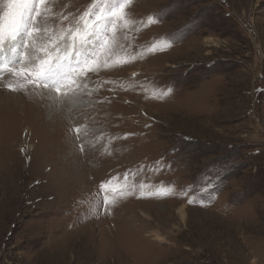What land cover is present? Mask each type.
<instances>
[{"label": "rangeland", "instance_id": "374dc122", "mask_svg": "<svg viewBox=\"0 0 264 264\" xmlns=\"http://www.w3.org/2000/svg\"><path fill=\"white\" fill-rule=\"evenodd\" d=\"M239 1L236 16L225 0H132L134 23L117 31L129 62L89 73L72 99L8 90L23 80L3 68L5 54L0 264H264V0ZM93 3L49 0L47 26H75ZM192 21L214 63L155 71L173 53L165 48L191 37L167 35ZM211 74L221 79L218 122L153 113L151 98L205 101L197 92ZM105 182L118 191L102 192Z\"/></svg>", "mask_w": 264, "mask_h": 264}, {"label": "snow or ice", "instance_id": "6c2138e0", "mask_svg": "<svg viewBox=\"0 0 264 264\" xmlns=\"http://www.w3.org/2000/svg\"><path fill=\"white\" fill-rule=\"evenodd\" d=\"M48 3L49 0H7V10L0 15V60L11 51L12 57L5 61L3 68L23 80V83H7L8 90L16 92L32 85L34 89L55 93L53 99H72L79 94L78 90L88 87L89 73L97 74L129 62L117 53L123 47L118 42L117 31L118 27L127 29L134 23L128 13L132 0H94L76 25L67 28L47 26L46 13L51 11ZM154 22L158 20L150 17L148 24ZM3 75L0 71V79ZM74 131L79 134L80 128ZM101 191L118 189L110 188V182H105L101 184ZM131 194L134 193L120 191L121 196ZM160 194L159 191L149 193ZM110 203L114 204L115 199L105 194L104 204Z\"/></svg>", "mask_w": 264, "mask_h": 264}, {"label": "crops", "instance_id": "0c3cea01", "mask_svg": "<svg viewBox=\"0 0 264 264\" xmlns=\"http://www.w3.org/2000/svg\"><path fill=\"white\" fill-rule=\"evenodd\" d=\"M239 0H225V3L227 6L229 5V9L236 14L237 11L243 10L242 14H245L244 9H238L234 7L233 4H236ZM246 1V0H245ZM240 2V1H239ZM242 2V1H241ZM244 3V2H242ZM249 3V1H248ZM231 12V13H232ZM233 14V15H235ZM230 15V14H229ZM239 15V14H238ZM182 15H178L177 17H181ZM171 22H166V25H163V27H170ZM196 34L191 36L186 42H184L182 45L174 47V48H165L166 52H173L170 55L165 56V61L162 66V64L158 63L154 69L157 71L158 69L164 68V72H167L169 75L173 73L174 71H177L181 69L184 66L193 64H212L213 61H207V57L210 58V56L214 55L213 44L207 45L205 48V37H203L202 33ZM212 48V49H211ZM217 51V50H216ZM229 51V50H228ZM166 53V54H167ZM154 65V63H153ZM241 68L243 67L242 62L240 64ZM258 66V65H255ZM254 76V74H253ZM220 78L217 74H211L210 78L206 79L203 85L199 88L198 94H205L207 96V99L205 101H201L199 103H196V105H187L183 106V102H179L180 106H176L177 99L178 98H170V100L165 97L164 101H156L154 98H151L149 101V104H151L154 108H156L157 112H153L155 115L160 116L163 115L164 119H168V114H181L184 118L195 119L200 116H203V114L206 115V117H211L216 122L220 119V109L221 106L219 98V92L222 90L220 86ZM183 101V99H182ZM174 102V103H173ZM229 115V111L225 114V116ZM166 122V120H164ZM208 121V119H207ZM164 122V124H165ZM167 123V122H166ZM209 123H211L209 121Z\"/></svg>", "mask_w": 264, "mask_h": 264}, {"label": "trees", "instance_id": "16d2710c", "mask_svg": "<svg viewBox=\"0 0 264 264\" xmlns=\"http://www.w3.org/2000/svg\"><path fill=\"white\" fill-rule=\"evenodd\" d=\"M168 10H166V13ZM166 19V17H165ZM164 18H161L160 20H165ZM201 29V24L199 23H194V21H192V23H190L188 26H183L181 27L178 31V35L177 34H171V35H167L166 39L167 41H170V43L172 44H181L184 41L187 40L188 37L196 34L197 32H199V30Z\"/></svg>", "mask_w": 264, "mask_h": 264}, {"label": "built area", "instance_id": "2783aa9c", "mask_svg": "<svg viewBox=\"0 0 264 264\" xmlns=\"http://www.w3.org/2000/svg\"><path fill=\"white\" fill-rule=\"evenodd\" d=\"M126 100H128V99H126ZM135 104V103H134ZM136 105V104H135ZM143 110V109H142ZM141 109H140V111H142Z\"/></svg>", "mask_w": 264, "mask_h": 264}, {"label": "bare ground", "instance_id": "6f19581e", "mask_svg": "<svg viewBox=\"0 0 264 264\" xmlns=\"http://www.w3.org/2000/svg\"><path fill=\"white\" fill-rule=\"evenodd\" d=\"M1 85V84H0Z\"/></svg>", "mask_w": 264, "mask_h": 264}]
</instances>
